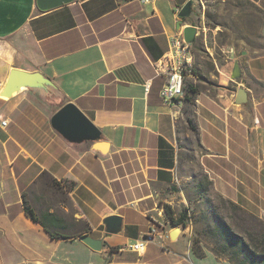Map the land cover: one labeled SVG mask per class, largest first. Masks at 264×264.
Here are the masks:
<instances>
[{
    "label": "crops",
    "instance_id": "crops-1",
    "mask_svg": "<svg viewBox=\"0 0 264 264\" xmlns=\"http://www.w3.org/2000/svg\"><path fill=\"white\" fill-rule=\"evenodd\" d=\"M185 1L73 0L43 11L37 0H0V264H232L193 252L187 227L143 253L126 247L162 204L176 210L186 200L189 119L215 189L264 216V53L239 62L247 103L228 88L236 61L220 85L195 76L196 94L165 103L167 75L155 62L180 31ZM14 68L40 78L3 96ZM69 102L101 139L70 141L53 126ZM26 200L41 221L27 214ZM111 215L122 217L117 232H107Z\"/></svg>",
    "mask_w": 264,
    "mask_h": 264
},
{
    "label": "rangeland",
    "instance_id": "rangeland-1",
    "mask_svg": "<svg viewBox=\"0 0 264 264\" xmlns=\"http://www.w3.org/2000/svg\"><path fill=\"white\" fill-rule=\"evenodd\" d=\"M187 25L197 27L198 33L191 43L193 66L186 75V90L195 86L192 79L196 75L205 85L218 86L225 77L224 70L235 61L264 53V0H194L192 16L184 18L179 30ZM236 81L240 80L228 82L232 92L244 87ZM182 145L181 187L186 200L180 197L184 201L175 203V211L178 216L187 211L185 227L189 228L193 252L218 251L223 259L233 258L238 248L227 235L232 230L264 253V216L249 212L215 189L201 165L195 130Z\"/></svg>",
    "mask_w": 264,
    "mask_h": 264
},
{
    "label": "water",
    "instance_id": "water-1",
    "mask_svg": "<svg viewBox=\"0 0 264 264\" xmlns=\"http://www.w3.org/2000/svg\"><path fill=\"white\" fill-rule=\"evenodd\" d=\"M72 1L73 0H37V5L41 10L48 11L58 8L64 4H68ZM193 6L194 0H188L181 7L178 13L179 21L177 26L179 29L182 28L184 18H189L192 16ZM183 32L185 40L191 43L195 40L198 29L193 25H187L184 27ZM241 77L242 68L239 61H236L232 72V78L240 79ZM39 78V73H30L18 68H14L11 71L9 81L6 85V88L2 92V95L9 96L13 91H17L18 87L22 85H33ZM248 100L249 93L247 89L245 87H239L235 98L236 103L244 104L247 103ZM174 102L175 100H172V103ZM52 123L53 126L70 141H96L102 137L100 129L73 102L66 103L63 107H61L53 116ZM105 223L107 224V232H117L120 230L122 217L119 215H111L105 219ZM181 230V226H175L171 232V238L173 240L177 239ZM81 239L93 249L100 250L103 247L102 239H95L89 235H84L81 237Z\"/></svg>",
    "mask_w": 264,
    "mask_h": 264
},
{
    "label": "built area",
    "instance_id": "built-area-1",
    "mask_svg": "<svg viewBox=\"0 0 264 264\" xmlns=\"http://www.w3.org/2000/svg\"><path fill=\"white\" fill-rule=\"evenodd\" d=\"M180 9H177V16ZM191 43L185 40L183 30H180L173 38L168 53L155 62L157 73L167 75V81L161 89V96L165 103L172 104V100H175L174 103H183L186 95V75L193 66ZM2 124L7 125V120L2 121ZM168 204L171 205V202ZM157 212V216L150 217V225L144 235L126 245L128 249L143 253L149 244H163L171 239V229L175 226L168 220L164 206H161Z\"/></svg>",
    "mask_w": 264,
    "mask_h": 264
},
{
    "label": "trees",
    "instance_id": "trees-1",
    "mask_svg": "<svg viewBox=\"0 0 264 264\" xmlns=\"http://www.w3.org/2000/svg\"><path fill=\"white\" fill-rule=\"evenodd\" d=\"M186 91L187 93L185 97L190 99V95L196 94L198 89L195 86H191V87H188ZM189 124L193 130H196V125L194 124L192 119H189ZM162 206L165 207L166 216L168 220L172 223V225L182 226V227L187 226V223H186L187 211L181 212L180 215L178 216L175 210L173 209L172 205L165 203V204H162ZM25 209H26L27 214L34 220L36 221L42 220L36 213L33 206L27 200L25 201ZM53 235L56 236L55 234ZM227 235L232 245L238 248L235 251L236 255L233 258L228 259L232 264H264V253L263 252H259L256 249H254L245 240V238H243L242 236H240L239 234H237L236 232L232 230H229ZM204 254H199V256L204 255ZM215 254L217 255V257L222 258L220 252L217 251L215 252ZM239 256H241V258Z\"/></svg>",
    "mask_w": 264,
    "mask_h": 264
},
{
    "label": "bare ground",
    "instance_id": "bare-ground-1",
    "mask_svg": "<svg viewBox=\"0 0 264 264\" xmlns=\"http://www.w3.org/2000/svg\"><path fill=\"white\" fill-rule=\"evenodd\" d=\"M183 102H184V100H183Z\"/></svg>",
    "mask_w": 264,
    "mask_h": 264
}]
</instances>
